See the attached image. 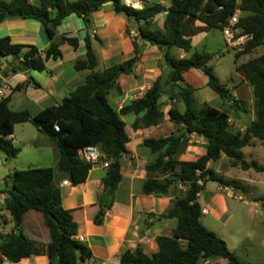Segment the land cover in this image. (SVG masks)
I'll return each instance as SVG.
<instances>
[{
  "label": "trees",
  "instance_id": "1",
  "mask_svg": "<svg viewBox=\"0 0 264 264\" xmlns=\"http://www.w3.org/2000/svg\"><path fill=\"white\" fill-rule=\"evenodd\" d=\"M111 2L115 12L125 14L138 24L142 40L160 47L164 59L170 68L169 75L158 78L150 91L142 99L132 101L120 113L109 104L107 96L116 89L120 92L118 79L123 74L132 73L138 61V43L135 42V57L124 64L115 65L98 72V61L92 48V40L85 39L86 55L75 63L77 71H91L85 83L71 92L59 107H54L32 116L28 111H13L10 98L0 102V154L8 162L19 157L21 151L8 139L17 124H33L39 131L57 144L61 152L60 171L65 172L74 186L88 179L92 166L82 160L78 150L90 146L97 147L110 166L111 172L103 179V192L99 196V210L95 223L101 225L105 211L112 208L115 195L123 176L121 174L122 158L126 154V145L130 138L125 130L122 117L136 114L134 129H148L163 122L161 96L167 94L170 100L179 99L185 109L181 112L173 107L169 119L175 125H182L184 133L166 139H149L143 143L156 158L146 165L148 178L144 182V195L173 196L172 207L161 216L164 219H177L178 224L172 236L156 237L158 251L152 255L143 250L136 252L126 250L120 258V264H204L226 259V264H244L232 252L228 244L213 231L201 223L203 210L199 204V194L209 182L221 186L239 189L237 183L223 175L208 169L211 161H219L225 154L235 168L242 171L253 169L264 173V167L256 161L248 162L243 149L251 139L264 144V54L249 59L242 67L245 79L252 89L256 119L250 123L246 134L241 136L233 132L229 125V115L205 104L199 106L194 98V89L182 87L183 75L195 69L205 67L203 71L208 78L207 85L236 111L249 114L243 101L234 98L228 86L222 83L210 64L213 55L207 52H194L190 58L178 59L171 54L177 48L185 52L192 51V41L186 36L190 30L188 17L197 18L210 28L220 30L229 24L231 17L239 11L241 16L238 28L252 35L236 61L248 56L258 48H264V0H170L171 6L163 29L154 28L152 22L165 8L160 4L144 3L141 9H134L124 4L123 0H0V25L11 18L37 21L41 23L52 41L43 57L36 47L26 50L21 45H13L9 38H0V57L14 58V70L46 71L49 60L62 57L60 46L67 42L78 48L79 40L62 37L56 41V28L68 17L77 16L89 25L90 17ZM25 50V53H21ZM28 86L19 85L16 89ZM58 125L60 131L55 130ZM197 135L208 140L207 153L193 162L180 160L185 151L188 136ZM109 166V167H110ZM6 182L10 197L5 210L13 221V230L0 238V256L14 264L31 256L46 255L50 264H90L93 253L86 243L76 239L78 224L72 211L64 210L60 189L54 187V174L51 168H29L14 170ZM202 179L204 184H198ZM30 211L44 216L49 229L50 242L44 248L25 235V215ZM152 216V215H147Z\"/></svg>",
  "mask_w": 264,
  "mask_h": 264
},
{
  "label": "crops",
  "instance_id": "2",
  "mask_svg": "<svg viewBox=\"0 0 264 264\" xmlns=\"http://www.w3.org/2000/svg\"><path fill=\"white\" fill-rule=\"evenodd\" d=\"M146 1H149L150 4L162 5L167 13L171 6L170 0ZM35 2L36 0H32V3ZM139 3L141 4L140 1ZM140 7H144L143 2ZM166 17L167 14L159 13L152 22L153 27L163 29ZM188 24L190 30L186 36L192 41V51L189 53L173 48L171 54L174 57L178 59L190 58L194 52H207L212 54L214 59V53L219 56L224 54L222 51L226 49V39L220 30L208 27L197 18L188 17ZM56 31V41L60 37L62 42V37L66 36L76 38L80 43H78L77 49L67 42L62 43L60 46L62 57L57 60H49L46 71H16L13 69L16 64L14 58L12 61H4L0 58V86H9L10 92H7V97L10 98V108L13 111H28L32 116H37L41 112L61 106L71 92L85 83L91 71L88 69L77 71L74 66L86 55L85 39L88 35L91 37V45L98 61L96 68L98 72L124 64L135 57L134 45L135 42L139 44L138 61L132 73L123 74L118 79L121 91L113 89L107 96L109 104L118 113L132 101L142 99L158 78H166L169 75L170 68L165 63L163 49L142 40L138 32V24L125 14L115 12L111 2L105 4L98 13H94L90 17L88 26L82 18L70 16L62 21ZM93 31L96 32V35L92 34ZM131 31L137 32L138 36H131ZM215 31L220 32L219 37ZM0 38H9L11 44L21 45L25 50L28 47H36L43 57L52 42L41 23L17 18L8 19L0 25ZM61 42L58 41V43ZM25 50L21 53L22 55ZM228 51L234 54L235 68L240 78L239 88L241 87L245 91L242 95L239 94V100L253 106L252 109L247 108L249 114L251 112V117L248 120L244 118L246 114L239 115L241 112L236 111L229 103L213 97L212 93L214 92L207 85L208 78L204 74V70L195 69L185 72L184 80L180 82V85L194 89L193 96L199 106L208 104L211 108L227 113L230 117L231 130L244 136L250 123L256 119L254 96L245 79L244 71L239 69L246 62L239 64L242 59L236 61V55L239 53L236 49ZM210 64L214 67L215 74L219 79L216 73L217 65H214L212 61ZM26 83L28 86L16 89L19 85L24 86ZM168 95L167 91V94L161 96L160 104L164 118L163 122L157 126L148 129H134L133 123L139 115L130 114L122 117L125 130L130 138L126 145L127 152L121 163L123 179L117 189L114 205L105 211L101 225L95 223V218L101 210L99 196L103 192V179L108 170L102 164L95 165L86 182L74 186L69 176L60 171L61 152L57 144L33 124H17L8 139L21 151L19 157L13 162H8L6 157L0 154V234H8L14 227L10 214L5 210L6 201L10 197L6 185V182L10 180L9 175L14 170L51 168L54 174L53 185L62 193L64 210L72 211L73 218L78 224L76 239L86 243L93 253V260L90 264H120V258L126 250L134 253L137 249H141L148 255L158 251L156 237L172 236L178 220L161 217L172 207L173 196L144 195L142 193L144 182L148 178L146 165L156 158L150 149L143 147V143L149 139H166L184 133V126L175 125L169 119L170 109L175 107L183 112L184 103L178 98L170 100ZM235 95L236 99L238 96ZM233 121L236 125H233ZM187 138V146L181 154L180 160L193 162L207 153L208 140L206 138L195 134ZM261 145L264 144L256 139H251L250 144L243 149V153L245 149L248 150L247 154L244 153L248 162L256 161L260 164L261 155L257 147H261ZM12 163L14 164L13 170L10 169ZM230 168H232L231 160L225 154L219 161H211L208 164V169L223 175L226 179L238 182L239 189L218 184V187L209 190V184H206L198 199L202 210L207 211V214H202L201 223L210 231L213 230V226L218 228L213 232H217L216 234L224 239V235L230 237L225 229L228 225H232L234 220V214L230 211L226 199L238 198L242 201L241 196L238 195L246 194L247 186L257 185L261 182L258 179V174L261 173H256L253 169L232 173ZM232 170H236V168ZM225 188L232 190V197L225 192ZM242 202L247 204L246 201ZM4 216L7 218L5 224L2 222ZM209 217L213 218L216 223L203 220V218ZM49 232L44 216L39 212L30 211L25 215V235L37 241L44 249L50 242ZM241 232L235 229L232 234L239 235ZM245 242L246 239L238 241V245L244 246ZM244 252L248 259V250L245 249ZM236 255L238 256V254ZM238 258L241 260L239 256ZM226 262H228L226 259H219L211 263L226 264ZM19 264H50V261L46 255L31 256ZM244 264L256 263L245 262Z\"/></svg>",
  "mask_w": 264,
  "mask_h": 264
},
{
  "label": "rangeland",
  "instance_id": "3",
  "mask_svg": "<svg viewBox=\"0 0 264 264\" xmlns=\"http://www.w3.org/2000/svg\"><path fill=\"white\" fill-rule=\"evenodd\" d=\"M143 2L149 3V1H146V0H143ZM215 34L217 35V37L220 36L219 31H215ZM238 54H241V52H239ZM263 54H264V48H258L257 50H254L248 56L241 58L242 60L239 62V64H243L247 62L249 59L262 56ZM214 55L215 57L212 60V62L214 65H217L216 73L218 74L220 81L222 83L227 84L231 92L238 96L236 97V99L239 100L240 98L239 94L242 95L245 91H243L241 87L239 88L240 78L236 72L235 58H234L233 52L228 51L220 56L214 53ZM212 94H213V97L215 96L214 98L221 100V98L218 97V95H216L215 93H212ZM245 105L247 108L248 107H250L251 109L253 108L251 104L249 106L245 103ZM242 114L243 113H239V115L243 116ZM250 117H251V112L250 114H246V117L244 116V118L247 120ZM233 123H234L233 125H236L234 121ZM263 149H264V145H261V147L260 146L257 147V150H259V153L261 155L259 158V162L261 165L264 166V150ZM244 153L247 154L248 150L246 151L245 149ZM231 167L232 168H230V171L232 173H235V171H238V172L240 171L239 168H236V170H232L235 168L232 166V164H231ZM258 179L261 181L260 183H258L257 185L254 184L252 186H247L246 194L238 195V196H241L242 201H246L247 204L243 203L238 198L236 199L227 198L226 199L228 202L230 211L234 214L233 215L234 220L232 222V225L230 226L228 225L225 229L230 235V237L224 235L225 239L223 238V240L228 244L229 249L232 252L238 254V256L241 258V260L244 263L252 262L256 264H264V173L258 174ZM235 183H237V186H239L238 182L235 181ZM208 184H209L208 185L209 190L212 188L218 187V184L213 183V182H209ZM204 219L206 220V222L211 221L212 223H216L215 220L211 217L203 218V220ZM2 222L5 224L7 222V218L5 217L4 219H2ZM212 229L214 230L218 228H214L213 226ZM235 229L242 231L241 234L239 235L232 234V232H234ZM242 234L246 238H244ZM2 235L4 234H0V238ZM243 239H246L245 245L244 246L238 245V241H242ZM245 249H247L249 252L248 259H247V256L244 255ZM1 261L3 260L0 256V262ZM214 264H218V263H214Z\"/></svg>",
  "mask_w": 264,
  "mask_h": 264
},
{
  "label": "built area",
  "instance_id": "4",
  "mask_svg": "<svg viewBox=\"0 0 264 264\" xmlns=\"http://www.w3.org/2000/svg\"><path fill=\"white\" fill-rule=\"evenodd\" d=\"M124 4L128 7L134 8L133 1L135 0H123ZM140 1L141 4L143 0H137ZM29 2L32 3V0H29ZM141 8V7H140ZM138 8V9H140ZM143 8V7H142ZM136 9V8H134ZM163 13L168 15L167 11H163ZM239 19H240V12L237 11L230 19L229 24L224 26L221 29V32L223 36L226 39V49L222 51V53H226L229 49H236L237 52H242L248 43L252 41L253 37L250 34H247L244 29L238 28L237 25H239ZM94 35H96V32L93 31ZM131 36L137 37L138 33L135 31L130 32ZM7 92H10L8 85H1L0 86V102L7 98ZM139 97V96H138ZM55 130L60 131V128L58 125H55ZM79 157L89 163L92 167L98 164H102V166L106 169L110 166V161L106 160V156L101 153L99 148L97 147H90L86 146L78 150ZM65 184H67L65 182ZM198 184L203 185L204 182L202 179H199ZM225 192L232 197L233 192L229 188H225ZM203 214H207L206 210L202 211ZM2 260L0 264H14L13 262H10L5 257L1 256ZM204 264H212L210 261L204 262Z\"/></svg>",
  "mask_w": 264,
  "mask_h": 264
},
{
  "label": "water",
  "instance_id": "5",
  "mask_svg": "<svg viewBox=\"0 0 264 264\" xmlns=\"http://www.w3.org/2000/svg\"><path fill=\"white\" fill-rule=\"evenodd\" d=\"M57 40H58L59 42H61V38H60V37H58ZM0 58H1L2 60H4V61H12V60H13V57H12V56H10V57H0ZM200 69H201V70H205V67H201ZM11 165H12V167H10V169L13 170L14 164L12 163ZM112 170H114V166H113V165H111V166L109 167V171L111 172Z\"/></svg>",
  "mask_w": 264,
  "mask_h": 264
},
{
  "label": "bare ground",
  "instance_id": "6",
  "mask_svg": "<svg viewBox=\"0 0 264 264\" xmlns=\"http://www.w3.org/2000/svg\"><path fill=\"white\" fill-rule=\"evenodd\" d=\"M133 4H134V8H136V9L140 8V6H141L139 1H137V0L133 1Z\"/></svg>",
  "mask_w": 264,
  "mask_h": 264
}]
</instances>
